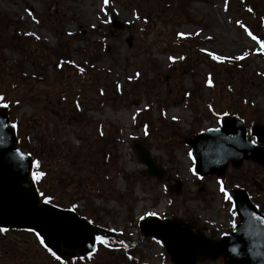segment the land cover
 <instances>
[{
	"label": "rangeland",
	"instance_id": "374dc122",
	"mask_svg": "<svg viewBox=\"0 0 264 264\" xmlns=\"http://www.w3.org/2000/svg\"><path fill=\"white\" fill-rule=\"evenodd\" d=\"M117 20L129 28L113 32ZM5 104L24 151L56 147L44 155L48 185L70 184L67 203L99 213L122 238L137 243L139 221L158 214L204 234L226 231L238 222V188L264 211L260 165L229 168L231 185L200 179L185 143L223 115L264 125V0H0ZM136 142L166 169L165 181L137 161ZM69 156L79 159L73 167ZM0 241V264H63L32 232L0 231ZM88 258L79 264H172L151 238L133 247L97 241Z\"/></svg>",
	"mask_w": 264,
	"mask_h": 264
},
{
	"label": "water",
	"instance_id": "95a60500",
	"mask_svg": "<svg viewBox=\"0 0 264 264\" xmlns=\"http://www.w3.org/2000/svg\"><path fill=\"white\" fill-rule=\"evenodd\" d=\"M113 29L125 31L119 21ZM6 108H0V229L34 232L45 249L66 262L92 254L96 237H117L91 224L74 210H64L42 202L33 179V158L19 147L16 128ZM187 145L199 178L222 177L228 167L238 168L253 161L264 169V126L253 125L249 132L238 117L223 116L219 128H211L188 138ZM138 162L158 182L167 172L152 157L150 150L136 142L132 145ZM181 182L172 192L179 194ZM234 208L240 221L230 234L213 240L194 233L192 225L179 218L151 217L140 222V240L152 237L163 243L173 264H197L222 258L224 264H264V216L244 189L234 191Z\"/></svg>",
	"mask_w": 264,
	"mask_h": 264
},
{
	"label": "trees",
	"instance_id": "16d2710c",
	"mask_svg": "<svg viewBox=\"0 0 264 264\" xmlns=\"http://www.w3.org/2000/svg\"><path fill=\"white\" fill-rule=\"evenodd\" d=\"M195 134V133H194ZM45 142V141H44ZM45 146H48L50 149L46 150L45 148H40V149H35L31 151V154L33 156L34 159V173H42L43 175H41L39 177V179H35L37 186H38V190L40 192L41 198L43 201H47L48 203H51L53 205L62 207V208H67V209H73V204H68L66 199L68 198V191H67V187L70 186V184H65V182H63V186L59 187L54 186V185H48L47 180L48 177L50 178V172L53 171V166L50 165H46L45 162L47 161V157L44 158V155H52V150L54 151V149L56 147H54V145L51 142H45ZM53 158L54 156H48ZM70 158V156H69ZM71 159V158H70ZM79 159L77 157H74L71 159V163L70 166L73 167L76 162ZM85 165V164H83ZM90 167V166H89ZM88 166H86L85 172L87 171ZM62 171H65V168L62 169ZM94 173H96V175H99L100 172L98 171V169L94 170ZM93 175V174H91ZM52 177V176H51ZM55 177H52L53 181L55 180ZM58 197H56V196ZM81 216L87 218L90 222H92L95 225H100V220L101 217L98 214L94 213H89V210H85V212L82 211H78L77 209H75ZM106 241L110 242V243H122L121 240H116V239H105ZM3 245H1L0 250L2 249ZM99 257V256H98ZM90 258H85V259H81V260H72L71 262H69L68 264H79L81 261L83 260H87Z\"/></svg>",
	"mask_w": 264,
	"mask_h": 264
},
{
	"label": "snow or ice",
	"instance_id": "6c2138e0",
	"mask_svg": "<svg viewBox=\"0 0 264 264\" xmlns=\"http://www.w3.org/2000/svg\"><path fill=\"white\" fill-rule=\"evenodd\" d=\"M104 3L107 4V3H108V0H104ZM253 38H254V37H253ZM254 39H255V38H254ZM213 59H219V58L214 56ZM3 106H4L5 108L7 107L6 104L3 105ZM12 128H16V125L13 124V125H12ZM41 175H43V174H42V173H34V174H33V179H34V180H35V179H39V177H40ZM221 191L224 192L223 187H221ZM225 198L230 200V199H231V196H229V195L225 192ZM45 202H47V201H45ZM152 215H154V214H152ZM0 231H5V230H4V229H0ZM96 239H97L100 243H104V241H103L102 238H100V237H96ZM56 259L59 260L60 257L57 256Z\"/></svg>",
	"mask_w": 264,
	"mask_h": 264
},
{
	"label": "flooded vegetation",
	"instance_id": "af4514ba",
	"mask_svg": "<svg viewBox=\"0 0 264 264\" xmlns=\"http://www.w3.org/2000/svg\"><path fill=\"white\" fill-rule=\"evenodd\" d=\"M224 179H227L226 182H227L228 184H230V182H229V180H228V178H227L226 176L224 177ZM225 185H226V183H225ZM225 185H224V186H225ZM230 185H231V184H230ZM171 188H172V187H171ZM182 190H183V183H181V192H182ZM250 195H251V194H250ZM252 196H253V198L255 199V196H254V195H251V197H252Z\"/></svg>",
	"mask_w": 264,
	"mask_h": 264
}]
</instances>
